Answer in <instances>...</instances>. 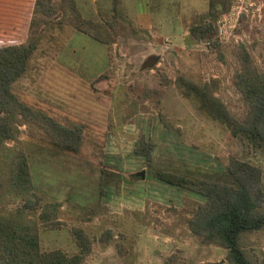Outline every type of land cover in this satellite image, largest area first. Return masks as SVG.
I'll return each mask as SVG.
<instances>
[{"label":"rangeland","instance_id":"rangeland-1","mask_svg":"<svg viewBox=\"0 0 264 264\" xmlns=\"http://www.w3.org/2000/svg\"><path fill=\"white\" fill-rule=\"evenodd\" d=\"M54 2H66L68 12L51 16L47 29L41 25L39 48L14 91L64 126L81 129V148H60L46 129L23 124L0 149V168L7 154L29 155L41 199L30 216L42 250L77 252L73 233L82 228L91 244L83 264H233L227 248L190 228L205 197L157 174L230 184L228 167L241 159L261 168L264 189V152L255 156L181 85L182 77L209 82L234 115L246 113L235 73L243 47L264 69V0H231L210 42L191 34L207 17L209 0ZM73 5L105 28V42L69 23L77 19ZM34 6L35 0H0V45L28 40ZM141 139L153 146L149 163L135 153ZM23 198L9 195L4 211L20 207ZM42 209L55 218L41 220ZM241 244L253 262L264 264V227L244 234Z\"/></svg>","mask_w":264,"mask_h":264},{"label":"trees","instance_id":"trees-1","mask_svg":"<svg viewBox=\"0 0 264 264\" xmlns=\"http://www.w3.org/2000/svg\"><path fill=\"white\" fill-rule=\"evenodd\" d=\"M230 6L231 0H209L207 17L191 28V34L201 40L213 41L217 33L214 22ZM61 10L68 12L66 2L35 0L28 40L0 45L1 150L6 148L7 141L17 138L19 126L23 124H36L46 129L60 148L71 152H78L81 148V129L64 126L48 112L29 105L14 91V84L27 73L31 58L39 48L41 25L47 29L53 24L49 18ZM70 10L76 13V21L69 22L74 28L96 41L105 42L100 32V29H105L103 26L83 19L75 5ZM239 62L235 84L247 104V111L241 117L234 115L217 97L209 82L182 77L181 85L186 94L197 100L201 110L225 125L235 138L246 142L256 156L264 152V69L254 64L246 47L240 51ZM135 153L149 163L153 146L141 139ZM7 158L9 160H3V168H0V264H83L91 244L82 228H75L73 233L77 252L42 250L38 222L30 216L38 209L41 199L34 192L29 155L21 150L7 154ZM228 170L234 183L193 180L167 172H159L157 176L167 184L191 189L205 197V203L198 205L190 219V228L196 235L227 248L233 264H256L246 254L241 239L244 234L264 227L262 171L255 163L241 159H234ZM9 195L24 197V202L17 209L5 212L4 205ZM52 218L55 216L50 211L42 209L41 220L50 222Z\"/></svg>","mask_w":264,"mask_h":264},{"label":"water","instance_id":"water-1","mask_svg":"<svg viewBox=\"0 0 264 264\" xmlns=\"http://www.w3.org/2000/svg\"><path fill=\"white\" fill-rule=\"evenodd\" d=\"M140 175L142 176V178H145V171H141Z\"/></svg>","mask_w":264,"mask_h":264}]
</instances>
